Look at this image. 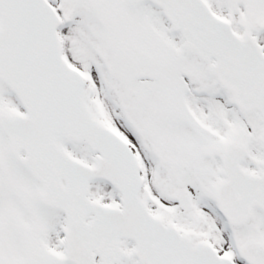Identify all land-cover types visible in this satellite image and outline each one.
Instances as JSON below:
<instances>
[{
    "label": "snow or ice",
    "instance_id": "6c2138e0",
    "mask_svg": "<svg viewBox=\"0 0 264 264\" xmlns=\"http://www.w3.org/2000/svg\"><path fill=\"white\" fill-rule=\"evenodd\" d=\"M0 264H264V0H0Z\"/></svg>",
    "mask_w": 264,
    "mask_h": 264
}]
</instances>
